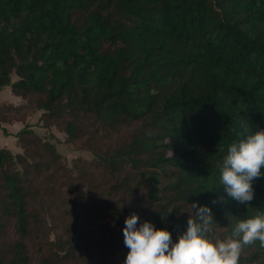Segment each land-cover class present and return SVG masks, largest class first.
<instances>
[{
  "label": "trees",
  "instance_id": "16d2710c",
  "mask_svg": "<svg viewBox=\"0 0 264 264\" xmlns=\"http://www.w3.org/2000/svg\"><path fill=\"white\" fill-rule=\"evenodd\" d=\"M7 87L4 134L43 110L97 161L73 175L28 124L0 147V264H124L132 213L173 242L194 202L221 238L264 214V175L250 204L219 180L241 125L264 130V0H0ZM240 264H264L259 241Z\"/></svg>",
  "mask_w": 264,
  "mask_h": 264
},
{
  "label": "clouds",
  "instance_id": "9594fccd",
  "mask_svg": "<svg viewBox=\"0 0 264 264\" xmlns=\"http://www.w3.org/2000/svg\"><path fill=\"white\" fill-rule=\"evenodd\" d=\"M241 127L243 138L228 146L219 180L230 197L250 204L255 198L253 182L264 175V130L253 132L247 123ZM190 207L194 212L189 213L187 229L177 242L168 229H158L151 221L138 227L137 213L126 218L123 235L129 251L124 264H240L247 246L259 241L264 247V214L240 220L221 238L213 232L211 208L198 202Z\"/></svg>",
  "mask_w": 264,
  "mask_h": 264
},
{
  "label": "rangeland",
  "instance_id": "374dc122",
  "mask_svg": "<svg viewBox=\"0 0 264 264\" xmlns=\"http://www.w3.org/2000/svg\"><path fill=\"white\" fill-rule=\"evenodd\" d=\"M12 80L16 81L17 76L13 75ZM23 102L24 100H22L21 97L12 93L10 87L0 90V103L20 105ZM42 114L43 110H35L29 114L24 123L3 124L10 135L4 134V129L0 127V147L10 149L15 155L16 153L22 152L14 135L28 124L43 139L51 141L56 145L58 151L62 154L64 163L71 169L73 175L77 176L81 174L83 170L88 173L92 172L94 170V163L97 161L95 154L89 149L83 148L81 142H69L67 134L57 125H53L49 128L45 127L44 121L41 119ZM99 241L104 244L103 239H99Z\"/></svg>",
  "mask_w": 264,
  "mask_h": 264
},
{
  "label": "crops",
  "instance_id": "0c3cea01",
  "mask_svg": "<svg viewBox=\"0 0 264 264\" xmlns=\"http://www.w3.org/2000/svg\"><path fill=\"white\" fill-rule=\"evenodd\" d=\"M17 123H19V122H17Z\"/></svg>",
  "mask_w": 264,
  "mask_h": 264
}]
</instances>
